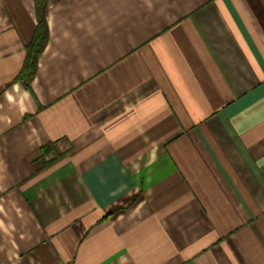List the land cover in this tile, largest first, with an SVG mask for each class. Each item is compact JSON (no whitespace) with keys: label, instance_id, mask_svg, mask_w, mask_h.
Returning a JSON list of instances; mask_svg holds the SVG:
<instances>
[{"label":"crops","instance_id":"crops-1","mask_svg":"<svg viewBox=\"0 0 264 264\" xmlns=\"http://www.w3.org/2000/svg\"><path fill=\"white\" fill-rule=\"evenodd\" d=\"M0 264H264V0H0Z\"/></svg>","mask_w":264,"mask_h":264},{"label":"trees","instance_id":"trees-1","mask_svg":"<svg viewBox=\"0 0 264 264\" xmlns=\"http://www.w3.org/2000/svg\"><path fill=\"white\" fill-rule=\"evenodd\" d=\"M45 9V2H40L37 6L39 22L31 41L26 45V57L17 76L26 86H29L31 80L34 78L38 67L39 55L45 48L49 38V28L45 18ZM49 146L51 147L52 145Z\"/></svg>","mask_w":264,"mask_h":264}]
</instances>
